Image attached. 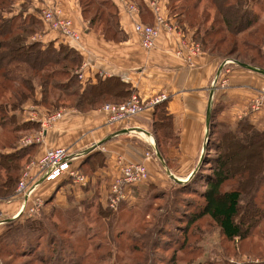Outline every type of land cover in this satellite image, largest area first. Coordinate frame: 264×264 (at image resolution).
Segmentation results:
<instances>
[{
	"label": "trees",
	"instance_id": "trees-1",
	"mask_svg": "<svg viewBox=\"0 0 264 264\" xmlns=\"http://www.w3.org/2000/svg\"><path fill=\"white\" fill-rule=\"evenodd\" d=\"M19 1L21 10L14 15ZM32 1L0 0V204L15 200L22 172L39 146L21 145L41 130L40 123L20 116L29 115L31 105L42 116L62 108L87 113L107 103H123L135 92L119 77H99L95 83L85 77L82 82L76 72L83 56L68 41L56 45L33 40L45 26L39 10L28 13ZM78 1L91 29L107 41L126 39L111 0ZM169 10L181 27L187 24L195 30L193 40L203 51L221 60L219 73L231 58L264 70V0H171ZM169 101L154 106L151 127L164 160L168 148L178 144ZM218 112L217 107L209 112L202 154L187 182L174 181L167 189L149 185V178L141 202L139 189H134L137 201L123 203L116 211L105 207L107 196L102 201L98 193L69 209L52 205L53 194L43 199L45 207L51 205L47 214L26 223L18 224L20 217L3 222L0 257L9 259L2 263L24 256L25 264H176L188 257L190 264H207L195 260L202 257L201 242L213 225L226 243H239L237 251L264 262V130L247 118L235 127L220 122ZM106 159L95 152L80 167L74 162L87 177V187L71 179L53 182L88 189ZM139 203L142 209L134 218L131 213ZM18 236L21 241L16 242ZM170 251V259L162 255Z\"/></svg>",
	"mask_w": 264,
	"mask_h": 264
},
{
	"label": "crops",
	"instance_id": "crops-1",
	"mask_svg": "<svg viewBox=\"0 0 264 264\" xmlns=\"http://www.w3.org/2000/svg\"><path fill=\"white\" fill-rule=\"evenodd\" d=\"M111 1L118 9L119 22L126 34L122 42L107 41L91 29L82 15L78 0H33L28 13L33 12V9L40 11L45 5L54 2L60 3L64 16L72 21L73 29L79 37L67 43L83 56V64L87 65L83 70L87 81L95 83L99 77H119L131 85L134 93L147 101L162 94L167 95L170 98L168 110L173 116V129L178 144L166 151L167 162L162 157V160L159 159L151 129L154 108L147 109L136 118L116 123L110 122L101 108L87 113L62 108V119L45 132L44 140L37 147L32 161L56 148L69 149L79 167L95 152H102L107 157L105 167L95 172L88 189L60 182H43L38 187L36 196L47 200L55 194L52 205L63 209L91 200L97 193L99 199L104 201L110 185L119 174V158L127 162L143 163L150 174L149 185L166 188L176 180L187 182L202 154L209 112L214 107L219 110L217 119L220 122L235 127L240 120L247 118L258 129L264 130V103L259 110L252 108V101L264 90V80L241 67L228 68V86L215 88L214 82L220 74L221 79L225 71L223 68L219 74L222 62L218 57L202 48L191 62L177 57L175 51L178 46L184 40L193 41L195 30L187 24L181 27L177 19L170 16L171 0H127L137 7L136 13L129 10L125 0ZM21 4L22 1L15 4L14 15L20 12ZM155 6L160 8L163 17L175 28L172 32L163 30L157 48L149 52L142 49L135 25H154ZM35 40L44 44L54 42L56 45L64 41L45 27L41 37ZM28 110L30 114L33 111L30 107ZM36 112L40 113L38 109ZM146 190L143 189L137 195L140 200ZM22 203L23 199L15 198L13 202L0 204V222L3 224L4 221L17 218ZM44 208L43 212L47 210L48 213L51 205Z\"/></svg>",
	"mask_w": 264,
	"mask_h": 264
},
{
	"label": "built area",
	"instance_id": "built-area-1",
	"mask_svg": "<svg viewBox=\"0 0 264 264\" xmlns=\"http://www.w3.org/2000/svg\"><path fill=\"white\" fill-rule=\"evenodd\" d=\"M125 3L131 12L136 13L138 11L137 7L130 1L125 0ZM153 14L155 17L154 25L143 23H137L135 25V31L141 39L142 49L149 52L157 48L158 40L163 30L172 32L175 28L163 17L158 6L153 8ZM38 17L48 31L56 33L65 41L79 39L77 33L73 29L72 21L64 16L60 3L54 2L53 4L45 5L40 10ZM38 37H41V34H39ZM38 37L35 36L33 40ZM201 48L202 47L194 42V40L191 42L184 40L181 45L178 46L175 55L187 62H191ZM231 62L232 61H227V64ZM86 67L87 65L83 64L81 69L76 72L82 82L86 79L83 72ZM220 75L214 82L215 88L218 86L219 88L228 86L226 78L224 81H219ZM167 100H169V97L165 94L147 101L138 93H133V95L123 103H107L103 105L101 111L108 116L110 122L116 123L136 118L147 109L154 108L155 105ZM263 103L264 90L252 101V108L254 110H259ZM31 109L33 111H31L30 114V120L33 122L41 121L42 130L37 135L29 136L24 139L21 143L24 147L31 146L35 143L41 144L44 140L45 132L63 117L62 110L41 116L36 112L38 109H36V106H31L30 110ZM74 162L75 159L71 155L69 149L56 148L48 150L42 158L28 163L22 172L15 192L16 198L23 199L22 206L16 217L23 215L34 217L44 210L45 201L41 197L36 196L37 189L43 182L71 179L75 185L87 187L89 182L87 177L75 167ZM117 163L119 166V174L110 185L105 200V207L110 210H117L123 203L137 201L136 195L133 192L134 189L136 190L144 187L150 178L149 171L143 163L127 162L124 158H119ZM247 262L252 263L249 259H247ZM253 263L259 264L260 262ZM260 264H264V262Z\"/></svg>",
	"mask_w": 264,
	"mask_h": 264
},
{
	"label": "rangeland",
	"instance_id": "rangeland-1",
	"mask_svg": "<svg viewBox=\"0 0 264 264\" xmlns=\"http://www.w3.org/2000/svg\"><path fill=\"white\" fill-rule=\"evenodd\" d=\"M94 12L95 11L92 9L91 10V14H89L88 16L89 17H92L93 14H94ZM227 61H232V62L227 64ZM223 68L225 70L223 72V75L224 76L219 81H224L225 78L228 79V76L227 75L229 73L226 71V70H228V68L229 69L240 68V66L235 63L234 58H231V59H228V60L225 61L224 65H223ZM225 68H227V69H225ZM221 73H222V71H221ZM256 74L261 79L264 80V75L259 74V73H256ZM219 83H221V82H219ZM217 88H219V86ZM51 112H55V111H51ZM20 116L23 117V118H29V117H31L30 114L29 115H27V114L26 115L21 114ZM160 171H162V170H160ZM161 174H163V172H161ZM167 179H168V177H167ZM147 185H145L144 187H142V189L136 190V191H138L136 194L138 195L139 193L143 192V189L145 190L146 187H147ZM171 185H173V184H171ZM173 186H171V187H173ZM168 187H170V186H167L166 188L168 189ZM173 189H174V187L171 188V190H173ZM19 199L21 200V198H19ZM192 199L195 202V205H198L197 202H196V201H198L197 198L193 197ZM134 202H136V201H134ZM139 202H141L140 199H139ZM142 203H139L138 205L136 204L134 208L133 207H129V208H133L134 209L132 211V213H131L132 216L134 215V218H136V216L140 214L139 212L141 211L142 208L139 207V206ZM114 211H116V210H114ZM186 211H187V209H186ZM46 213H47V210H45V212H42V214H40V215H38L36 217H27L25 215L20 216V218L17 219V220H19L17 223L18 224H20V223H26L25 221H27V220L38 219L41 215L46 214ZM210 228H212V230L210 232H208L204 236L203 241L201 242V246L203 248H202L201 253H198V255H202V257H198V258H196V260L194 259L196 262H200V260L201 261L204 260V261H206L207 264H251V263L247 262V259H249V261L252 262V264H253V262H260L261 263V261H260L259 258L245 256L244 254H242L244 252H241L240 253L239 251H237V248L236 247L239 246V243L238 242H235V243H226L223 240V237H222V235L220 233V230L216 226L213 225V227H210ZM210 228H208V229H210ZM5 229H6V225L4 223L2 224L0 222V235L5 231ZM16 238H17L16 242L21 241V237L20 236H18ZM1 241L2 240H0V242ZM170 246L171 247H174L175 246V243L174 242H171L170 243ZM0 248H1V246H0ZM14 250H16V248H14ZM172 254H173L172 251L167 252V253H162V255H164L165 257H167L169 259L172 256ZM181 254L182 253H180L179 255H181ZM18 256L21 257V255H18ZM1 259H9V258H7V257H3V258L0 257V264H3ZM189 260H190V257H188L187 259L184 258L182 261H181V258H180L178 260V262H176V264H185L186 262H188L187 264H190L189 263ZM27 261H28V258H26V257L23 256L21 258H18L17 260H14V262L12 264H25ZM34 264H43V263L35 262Z\"/></svg>",
	"mask_w": 264,
	"mask_h": 264
},
{
	"label": "water",
	"instance_id": "water-1",
	"mask_svg": "<svg viewBox=\"0 0 264 264\" xmlns=\"http://www.w3.org/2000/svg\"><path fill=\"white\" fill-rule=\"evenodd\" d=\"M238 65H239L241 68H243V69H247V70H249V71H252V72H255V73H259V74L264 75V70H259V69H256V68H253V67H250V66H248V65H246V64H238ZM156 152H157V155H158L159 159L162 160V158H161V156H160L158 150H156ZM176 182H178V183H182L181 181H178V180H176Z\"/></svg>",
	"mask_w": 264,
	"mask_h": 264
}]
</instances>
